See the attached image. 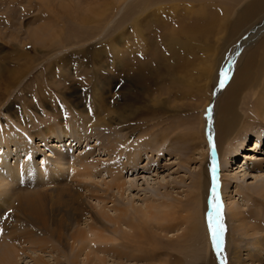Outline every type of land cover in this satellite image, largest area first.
Listing matches in <instances>:
<instances>
[{
	"label": "rangeland",
	"instance_id": "obj_1",
	"mask_svg": "<svg viewBox=\"0 0 264 264\" xmlns=\"http://www.w3.org/2000/svg\"><path fill=\"white\" fill-rule=\"evenodd\" d=\"M115 1L0 0V91L5 93L4 100L0 101V137L6 132V136L23 138L24 129V136H28L23 138L24 142L31 147L28 155L21 154L19 158L10 159V163L31 162L29 166L34 173L29 182L34 189L42 188L46 192L47 189H56L58 185L51 179L53 177L62 183L61 187L70 194L66 193L69 197L64 196L67 202H64V206H67L52 207L49 212L57 217L58 222L64 218L66 235L76 229L72 217L76 208H85L86 211V215L79 216L80 229L92 224L90 216L95 215L102 206L113 217L114 207L134 213L153 206L160 218L168 215L166 221L154 219L145 225L152 239L150 245L144 247L156 248L157 253L161 254L159 260L152 263L128 260L126 264H264V31L253 33V27L262 21L264 12L259 18L230 32L238 14L257 0L175 1L171 4L179 5V15L176 24L171 27L182 20L193 22L197 19L195 13L187 16L186 8L203 10L205 13L199 14L208 17L217 9L224 11L228 7L233 11L230 26L225 23L228 21L225 14L221 19L220 31L212 39L196 41L198 43L190 41L184 53L172 54L161 49L156 58L151 59L154 47L148 51L149 54L146 53L148 57L137 54L135 48L130 54L125 47H135L130 22L126 19L123 26L119 21L125 16L128 4L135 0H117L120 1L118 11L110 13L108 20L105 19L100 35L82 40L87 30L82 19L91 18L90 24L95 27L91 20L96 19L103 6H112ZM158 21L160 23L163 19ZM116 26L120 28L119 31L126 28L129 39L127 43H118L124 51L115 60L114 55L107 54L99 47L107 43L106 35L113 31L119 33ZM110 27L114 28L111 30ZM76 36L81 39L78 43L56 46L60 38L69 41ZM186 38L184 36L183 39ZM257 49L263 55L257 57L261 67H250L249 70L252 69L253 78L256 74L259 82L238 96L232 110L229 108L230 114L226 110L236 128L227 141L218 143L216 124L222 116L221 106L226 90L235 81L247 57ZM133 61H136L137 68L150 67L146 75L149 83H141L135 78L134 69L137 68L131 66ZM168 65L175 70L174 81L168 79L165 70ZM9 76L11 84L5 79ZM96 92L97 97L94 95ZM60 120L72 127L71 135L74 133L75 138L81 140L78 145L72 143L70 147L71 141L64 139L54 144L57 148H51L52 139L47 140L45 145L44 136L41 142L38 136L43 130ZM89 121V124L106 121L108 125H95L89 129ZM108 136L122 146L124 153H110L104 149L105 146H98V143H106ZM54 141L57 142V139ZM243 143L245 149L241 147ZM60 148L63 155H69L64 160L63 173L57 176L49 174V178L43 177L42 182L35 183L34 180L42 177L40 170L43 167H57L54 150L58 153ZM134 148L143 149V154L131 155L136 156L131 159L128 156L129 153L135 154ZM3 151L7 155L11 153L0 148V154ZM87 152L92 153L89 160L97 163L98 168L94 180L85 182L75 178L69 163H77ZM247 155L248 158L245 157ZM210 157L214 160L216 182L214 173L208 172L205 199L197 203L196 197L201 198L198 185L204 179L203 167H207ZM134 160H137V166L132 168ZM118 165L128 168L121 175L118 174L123 181H127L124 196L121 199L119 191L111 190L107 197L114 199H107L106 204H102L94 198L105 197V184L112 182L114 176L107 169ZM22 176L25 177V174ZM22 176L19 177L21 186L25 183ZM86 185L93 192H89ZM29 190L33 192V188ZM213 193L219 204L218 218L214 211L216 203L212 200ZM78 196L83 201L72 205L69 201L78 200ZM92 196L94 198L91 199ZM114 200L118 201L114 203ZM167 205L170 208H165ZM4 209H7L6 205ZM11 212L12 216H8L10 212L4 215L5 223L7 218L12 220L8 232L14 235L17 231L22 235L32 230L42 239L49 238L42 228L32 225L33 222L20 212ZM234 214L238 217H233ZM209 216L213 217V224H220L224 229L219 250L213 244ZM160 223L168 229L161 230L158 226ZM122 230L127 229L123 227ZM104 234L110 236L109 233ZM5 239L8 240V236ZM23 244L27 251L19 257L20 264H34L33 259L38 257H44L50 264H56L57 260H60V264H72L70 261L74 254L71 251L58 253L47 248L41 252L36 246L38 250L27 245V242ZM53 244L59 246L57 241H53ZM89 245L95 246L92 242ZM106 260L107 264H114L112 257L107 256Z\"/></svg>",
	"mask_w": 264,
	"mask_h": 264
},
{
	"label": "bare ground",
	"instance_id": "obj_2",
	"mask_svg": "<svg viewBox=\"0 0 264 264\" xmlns=\"http://www.w3.org/2000/svg\"><path fill=\"white\" fill-rule=\"evenodd\" d=\"M175 1L178 2V0H135L134 2L128 4V6L125 8L126 10L125 11L126 13L124 12L125 16L119 21V24L123 26H124V23L126 22V19L127 21L130 22V27H131L130 30H131V35L133 36L135 47L131 45L125 46L127 50L129 51L128 53L131 54L132 52L131 50L135 48V52L137 54L144 56L153 47L155 48V52H153L152 56H150L151 59L156 58V55L158 54L157 52H159V50L161 49L168 50L169 53L172 52V54H178L180 52L184 53L186 50L185 48H188L189 44H191L190 41L199 42L202 40L204 41L205 39L206 40L212 39L216 35V33L220 31L222 27V25L220 24L221 19L225 16V14L228 15V21L225 23H227L228 27L230 26L229 21L231 20L230 19L231 13L233 11L231 7L227 6L228 8H225L224 11L221 9H217L216 13L212 12L208 17H206L205 15L199 14L200 12L202 14L205 13V11L202 12L203 10L194 11L193 9L186 8L185 9L186 10L185 12H187L186 15L188 16V15L195 13L197 14L196 15L197 19L193 22L182 20L183 22L181 23L179 22V24L175 26L176 28L171 27L173 24H176L175 22L179 15V12H178L179 5L171 4ZM185 1L186 0H184V2ZM205 3L207 4L208 2H205ZM119 4H120V1L116 0L112 6L108 4L103 6V9H100L98 11L96 19L91 20V23H94L95 27L90 24L91 18L88 19L84 17L82 19V23H84L85 27H87L86 28L87 30L84 31L85 32L84 34L86 35L84 36V39L82 40H90L93 37H96V35H98L100 32L101 26L103 25L102 23L105 22V19L108 20L107 18L109 17L110 13H114L118 11ZM181 7H184V6H181ZM263 12H264V0H257L256 2L252 3L249 7L244 8L241 11V13L238 14L239 16H237V19L233 20V23L231 24L230 32L232 31V29H237L239 26L241 27L244 24L246 25L247 23L253 21L254 19L259 18L261 14H263ZM186 15L184 17L188 18ZM157 19L158 20L163 19V21L159 23ZM113 28H111V30ZM116 28L118 29L117 26ZM253 30H254L253 33H256L257 31H260V30H262V32L264 31V18H262V21H260L253 27ZM184 36L187 38L183 39ZM106 39H107V43L106 44L104 43L105 44L104 46L101 44L102 46H100L99 49L106 51V53L110 54L111 56L114 55L115 60H116V58L120 57L119 56L120 53L122 54V52L124 51L122 48L119 47L118 43L120 42L127 43L129 39L128 36H126V28L125 29L121 28L118 34L114 31L111 32L110 34L106 35ZM80 40L81 39L78 36H76L72 40L69 39V41L68 40L63 41L60 38L59 41H57L56 46L64 47L66 44L78 43ZM239 49L241 48L239 47ZM253 52L254 53H252L250 56L248 55L249 57L246 56L247 60L244 58L246 62L244 63L240 71L238 72L233 84L230 87H228V89L226 90L225 100L223 102V105L221 106L222 116L219 118L216 124V127H218V130H219L217 137H216V140H218V143H224V141H227L228 137L233 133L234 129L236 128L234 121L231 118H229V114L231 113L229 108L231 107V110H232L234 102H236L238 96L242 94V92L246 88L252 89L259 82V79L256 76V74L254 73L255 76L253 78L252 76L253 73L251 72H252V69L261 67L258 64L257 57H262L263 55L260 53L259 49ZM148 54H146L147 57H148ZM133 63L134 61L132 62L131 66H134V68H137L135 66L136 61L134 65ZM182 63L183 62H181L180 64ZM250 67L252 69L249 70ZM131 68L134 69L133 67ZM165 68H166L165 69L166 73L168 75V79H170L171 81H174V71L175 70L169 65L165 66ZM134 70H135L134 73L136 74L135 78H137L141 83H144V84L149 83V80L146 79L147 78L146 75L148 74L150 67L148 66L140 67L139 66L137 70L136 69ZM0 74H1V70H0ZM5 79L7 80L6 81L7 83L11 84L12 81H11L10 76L8 78L5 77ZM94 95H96L97 97V92ZM4 98H5V93L0 91V101L4 100ZM226 110L228 111L229 114L225 113ZM120 117L122 118L121 115ZM104 120H106V118H104ZM87 123L89 125V129H91V127H94L95 125H104V126L108 125L106 121L98 122V124H96V122L95 124L94 123L89 124L90 121ZM71 128L72 127H70L68 123H65L64 121L60 120L56 122L55 124L45 128L41 136H38V137H40L41 142L43 141L42 137L43 136L46 137L45 142H44L45 145H46L47 140L52 139L53 142L51 141L52 142L51 148H55V147L57 148V146H55L54 144L55 143L58 144L62 142L64 139H67L68 142L71 141L70 147L72 146V143H75V146H76L81 142V140L75 138L76 136H74L73 132H72L73 134L71 135ZM57 130L60 131V134H58ZM24 131L25 130L22 129V132L25 135ZM5 133L6 132H3V135L0 137V148L7 149L11 153L7 155L3 151L0 154V166H1V172H0V196H1L0 197V220H1L0 221L1 222L0 233L2 234V238L0 239V264H20L19 262V259L21 258L20 256L26 254V251H27L23 247L25 245L23 243H26V242H27V245H30L31 247H34V246L38 247L39 251L41 252H44L45 250H47V248L51 249L52 251L58 252V253H65L66 251H71L74 254L73 259L70 261V263L72 264L82 263L83 256H85V258L82 264H107V260H106L107 256L112 257L114 259V264H126L125 261H128V260H133V261L140 262V263L141 261H147V262L152 263L157 259L159 260L161 254L157 253L156 248H153V246H149L152 248L144 247L145 245H150L151 239H152V238H149L150 234H148L147 228H145L146 227L145 225L146 223L151 222L154 219H156L157 221L159 220L166 221L169 218L168 215L167 217L160 218V216L156 215L157 213L154 211L153 206H147L144 211H135L134 213L122 207H114L115 216L113 217L108 212L105 211V206H102L101 210L99 211L95 210L96 211L95 215L97 216L95 215L90 216V220H92V224L91 223L88 224L87 228L85 229H80L79 226H80L81 219H79V216L82 214L86 215V211H85V208L83 209L76 208L74 209L75 212L73 213V216H72L73 220L76 222V229L75 230L72 229V232L69 235H66L65 228L63 227L64 218L63 217L60 218V222H58L56 220L57 217H54V214L52 212H49V209H52V207L63 208L64 202L65 204H67V202L64 199V196L67 194L68 195L70 194L67 193V190H65L63 186H62L63 188L61 187L62 183L59 182L56 179V177H53L54 179L51 178L58 185L56 189L54 190L47 189L48 192H46V190H41L42 189L41 187H40L41 189H38V188L34 189V186H31L32 184H30L29 182V180L33 179L32 176L34 173L31 166H29L31 162L25 163L26 162L25 161L24 163H22V161H16L14 165L10 163V159L13 160L15 158H19L21 154L28 155V152L30 151L31 147H28V144L24 142V139H23L28 136L23 135V138L21 137L19 139H16L14 137L4 135ZM56 133L58 134L57 136H56ZM153 138L156 139V137H153ZM55 139H57V142L54 141ZM86 140L88 139L86 138ZM113 140L114 139H112L111 136H108L107 138H105L106 143L105 142H104L105 144L103 142L101 144L98 143V146L100 145L105 146L104 149L110 151V153H124L123 152L124 149L121 148L122 146L120 144L119 145L121 147L118 146ZM147 143H150V142L148 141ZM129 144L131 143L129 142L128 145ZM241 147L245 149L244 143L241 144ZM134 150L133 151L135 154L129 153L130 155L129 156L127 155L131 159H133L134 157L136 158V156H131V155H139L140 153L143 154V149L139 148L136 150L134 148ZM145 150L146 149H144V151ZM55 151L56 150H54V155L57 156L55 158L57 160L56 162L57 169L50 168V167L49 168L43 167L40 170V174L42 177L34 180L35 183L38 184L40 183V181L42 182V180H44L43 177L49 178L50 177L49 174L51 175L55 174L57 176L63 173L64 167H65L64 160L66 161L67 160L66 157H68L69 155H67L68 153L67 154L65 153L63 155L61 153V148H60V152H58L57 150L59 154L56 153ZM91 156H92V153L87 152L86 155H84L83 157H80L77 160V163H74V164H72L73 162L69 163L70 169L73 171V173L72 172L71 173L74 174L75 178H80L85 182L94 180L97 174L96 170L98 168V164L93 163L89 160ZM245 157L248 158L249 156L247 155ZM45 162H46V159H45ZM128 162H125V163L128 164ZM136 162L137 160L133 161V163L131 164L132 168L137 166ZM10 165L14 167L12 168V166ZM125 165L108 167L107 169L108 172L113 173L114 176H113L112 182L110 181V183L105 184L106 186V190L104 191L105 197L100 196V197L94 198L92 196L90 198L91 199L94 198L100 203L106 204L105 202L107 199H111V201H112V198L114 199V197H107V196L111 190L113 191L115 189L117 190V192L119 191L120 198L122 199L126 191L125 186L127 185V181L126 180L123 181V178L121 176H118V174L121 175L128 169L126 167L127 165L126 166ZM208 172H211L212 174L214 173L213 174L214 181L216 182L215 171H214V160L212 159V157H210V161L208 162L207 167L205 166L203 167L202 175L204 176V179L201 180L198 185L201 191V198L196 197L197 203L200 201H204L205 199L204 187L206 186L205 179L207 177ZM22 174L23 175L25 174V177H23ZM21 176L25 180V183L23 186H21L22 180L19 179V177ZM86 187L87 189H89V192L92 191L89 185H86ZM31 188H33V192L29 190ZM46 195L48 199H46ZM216 198H217L216 194L213 193V196H212L213 203H216ZM77 199L78 200L75 199V200H71L72 202L71 201L69 202L73 205V204H80V202L83 201V198L80 196H78ZM46 200L48 201L46 202ZM116 201L114 200L113 202L116 203ZM70 203H68V205ZM4 205L7 206V209H4ZM165 208H170V205H167ZM11 211L20 212L23 216L27 217L28 220L33 222L32 225L37 226L38 229L42 228V232L47 234L49 238L42 239L38 233L32 230L28 231V233L25 232L22 235H19L17 231L14 232L15 233L14 235L8 232L10 228L9 226L12 225L9 222H12V220H9L7 218L8 221L5 223L4 215H6L5 214L6 212H10L8 216H12L13 212ZM198 211L199 213L201 212L200 210ZM48 215H50V217H47ZM233 217L237 218L238 215L236 216V214H234ZM198 223L200 224L199 221ZM53 224H55V227H53ZM160 224L161 225H158V226L159 228H161V230L168 229L166 225L162 223ZM26 225H31V224H26ZM12 227L14 228V225ZM123 227H125V229L127 230L125 231L122 230ZM104 233H109L110 236H106ZM6 236H8V240L5 239ZM56 237H57V240H55ZM53 241L55 242L57 241L59 243V246H55L53 244ZM91 242L92 244H95V246L91 247L89 245ZM99 254H103V255L100 256ZM65 256H67V254ZM59 261L60 260H57L56 264H60ZM33 262L34 264H50L46 259H44V257H38L36 259L34 258ZM220 264H224V262H221Z\"/></svg>",
	"mask_w": 264,
	"mask_h": 264
},
{
	"label": "snow or ice",
	"instance_id": "obj_3",
	"mask_svg": "<svg viewBox=\"0 0 264 264\" xmlns=\"http://www.w3.org/2000/svg\"><path fill=\"white\" fill-rule=\"evenodd\" d=\"M223 83V81H222ZM216 213H217V218L219 216V204L216 203V209H215ZM213 217L209 216V229H210V233L212 236V240H213V244L214 247L216 249L219 250L220 248V237L224 231L223 226L220 224H213Z\"/></svg>",
	"mask_w": 264,
	"mask_h": 264
},
{
	"label": "water",
	"instance_id": "obj_4",
	"mask_svg": "<svg viewBox=\"0 0 264 264\" xmlns=\"http://www.w3.org/2000/svg\"><path fill=\"white\" fill-rule=\"evenodd\" d=\"M215 211V210H214Z\"/></svg>",
	"mask_w": 264,
	"mask_h": 264
}]
</instances>
